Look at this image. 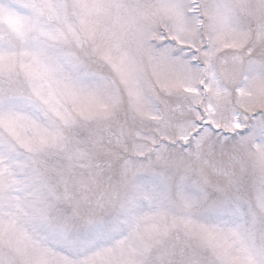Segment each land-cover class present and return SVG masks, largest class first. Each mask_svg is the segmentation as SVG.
<instances>
[{
	"label": "snow or ice",
	"instance_id": "1",
	"mask_svg": "<svg viewBox=\"0 0 264 264\" xmlns=\"http://www.w3.org/2000/svg\"><path fill=\"white\" fill-rule=\"evenodd\" d=\"M0 264H264V0H0Z\"/></svg>",
	"mask_w": 264,
	"mask_h": 264
}]
</instances>
